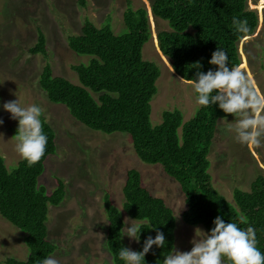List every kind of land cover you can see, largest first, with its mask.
<instances>
[{"label":"trees","instance_id":"trees-1","mask_svg":"<svg viewBox=\"0 0 264 264\" xmlns=\"http://www.w3.org/2000/svg\"><path fill=\"white\" fill-rule=\"evenodd\" d=\"M247 0H149L154 18L165 20L168 29L156 32L159 51L168 59L174 73L184 80L195 78L199 61L206 72L216 66L208 61L217 48L228 55L229 67L240 64L238 41L241 39L232 26L233 17L247 19L254 33L258 24L257 12L247 7ZM123 27L114 32L108 21L96 26L85 18L80 32L67 37L68 47L88 60L72 64L79 84L54 75L48 62L43 65L38 84L51 102L63 104L69 114L88 128L106 134L124 132L131 140L136 156L144 163L158 164L174 179L183 194L185 208L182 220L189 225H201L208 231L217 216L239 227L252 226L257 231L258 248L264 253V175L257 174L249 190L233 188V203L228 201L211 182L207 153L214 139L217 121L228 117L218 106H198L185 121L178 108L165 109L158 123L150 120V100L156 92L160 70L156 62L142 57L143 44L151 36L145 7H127L122 13ZM31 54L46 56L45 36L40 28ZM92 92L96 94L93 97ZM195 94V93H194ZM196 96V94H195ZM47 136L44 157L29 167L21 158L8 170L0 155V215L24 234L27 248L25 259L6 258L7 264H40L56 249L47 239L48 205H57L65 195L64 183L48 192L39 183L45 159L55 152V132L40 117ZM18 121L15 125L16 134ZM180 129V132H179ZM121 210L138 223L147 219L152 227L166 238L164 248L153 246L144 258L145 264H162L163 257L174 246L176 218L172 208L161 196L151 193L143 184L136 168L126 170L122 187ZM106 225L104 241L111 255L110 264H125L119 258L124 222L120 209L107 193L103 196ZM246 216L248 224L238 217ZM155 231L142 225L140 242L134 251H141L146 236ZM227 263V262H226Z\"/></svg>","mask_w":264,"mask_h":264},{"label":"rangeland","instance_id":"rangeland-1","mask_svg":"<svg viewBox=\"0 0 264 264\" xmlns=\"http://www.w3.org/2000/svg\"><path fill=\"white\" fill-rule=\"evenodd\" d=\"M128 3L132 9L145 7L147 10L151 36L143 44L141 53L144 59L156 62L160 70L157 89L150 100V120L156 124L163 110L178 108L185 121L198 107L196 96L187 80H180L158 50L156 32L169 27L165 20L151 14L149 0H0V119L3 120L0 155L8 170L20 159L15 151L17 121L10 118L3 104L17 99L22 107L40 106L44 110L42 116L55 132L56 147L45 159L38 181L51 192L60 178L65 190L59 204L48 205L46 220L47 239L56 245L48 257H55L59 264L111 263L104 241L103 196L107 193L120 209L123 222L125 218L132 219L121 210L122 187L129 168L138 169L143 184L172 208L176 218L173 248L188 251L192 247L190 241L202 237L196 229L208 231L182 220L185 204L179 184L158 164L142 162L126 133L106 134L88 128L73 118L63 104L49 101L38 84L46 62L54 75L79 84L71 65L86 62L88 58L75 54L67 45V37L80 32L85 18L96 26L108 21L114 32L120 31L122 13ZM246 4L256 10L258 24L249 41H238L239 65L244 66L247 60V69L264 93V0H247ZM37 27L45 36L46 56L28 51L35 42ZM92 95L96 98V94L92 92ZM224 119L235 120L228 116L217 121L207 153L208 172L212 185L233 203V188L249 190L251 180L259 173L264 175V147L255 149L237 143L234 134L225 130ZM124 229L125 223L122 233L125 247L135 250L137 242L124 236ZM23 238V232L0 215V264H7L8 257H27Z\"/></svg>","mask_w":264,"mask_h":264},{"label":"clouds","instance_id":"clouds-1","mask_svg":"<svg viewBox=\"0 0 264 264\" xmlns=\"http://www.w3.org/2000/svg\"><path fill=\"white\" fill-rule=\"evenodd\" d=\"M232 26L245 42L251 39L247 19L233 17ZM208 63L216 66L215 70L202 72L199 70L202 65L197 61L192 64V68L197 69L195 78L187 81L196 94V104L205 108L216 105L226 116L234 117V122L224 119V123L225 130L234 134L237 143L255 149L264 147V93H261L247 69V60L244 66L229 67L227 53L217 48ZM3 109L10 113L11 119L18 121L14 135L16 153L29 167L36 165L44 157L48 143L40 119L44 110L36 104L22 107L17 99L5 102ZM2 124L3 120L0 119ZM238 220L241 224H248L246 216L241 215ZM133 221L125 218L124 236L139 243L144 224L155 231V236L145 237L141 251L121 247L119 258L125 264H145L144 258L153 250V246L164 248L166 238L147 219L140 223ZM212 224L213 227L207 232L196 229L202 233V237H194L190 241V250L173 248L170 254L163 257L162 264H264V253L258 248L254 227L241 228L237 223L225 222L220 215L213 219ZM40 264H59V261L50 256L41 260Z\"/></svg>","mask_w":264,"mask_h":264}]
</instances>
